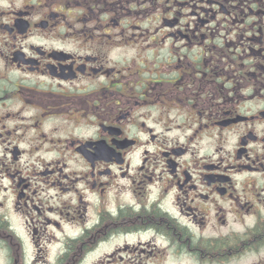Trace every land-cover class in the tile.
Masks as SVG:
<instances>
[{"label":"flooded vegetation","instance_id":"flooded-vegetation-1","mask_svg":"<svg viewBox=\"0 0 264 264\" xmlns=\"http://www.w3.org/2000/svg\"><path fill=\"white\" fill-rule=\"evenodd\" d=\"M0 264H264V0H0Z\"/></svg>","mask_w":264,"mask_h":264}]
</instances>
